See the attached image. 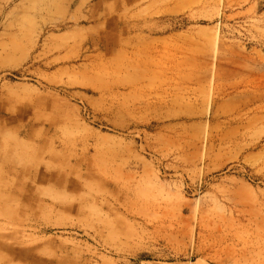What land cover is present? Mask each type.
<instances>
[{
    "label": "rangeland",
    "instance_id": "rangeland-1",
    "mask_svg": "<svg viewBox=\"0 0 264 264\" xmlns=\"http://www.w3.org/2000/svg\"><path fill=\"white\" fill-rule=\"evenodd\" d=\"M0 264H264V0H0Z\"/></svg>",
    "mask_w": 264,
    "mask_h": 264
},
{
    "label": "bare ground",
    "instance_id": "bare-ground-1",
    "mask_svg": "<svg viewBox=\"0 0 264 264\" xmlns=\"http://www.w3.org/2000/svg\"><path fill=\"white\" fill-rule=\"evenodd\" d=\"M94 40V39H93ZM95 41V40H94ZM100 41V40H99ZM93 42V41H92ZM20 172L24 171V167L19 169Z\"/></svg>",
    "mask_w": 264,
    "mask_h": 264
}]
</instances>
